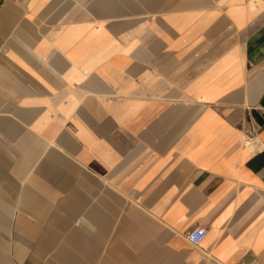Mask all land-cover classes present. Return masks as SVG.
Masks as SVG:
<instances>
[{"label":"crops","instance_id":"1","mask_svg":"<svg viewBox=\"0 0 264 264\" xmlns=\"http://www.w3.org/2000/svg\"><path fill=\"white\" fill-rule=\"evenodd\" d=\"M255 260L264 0H0V264Z\"/></svg>","mask_w":264,"mask_h":264},{"label":"built area","instance_id":"2","mask_svg":"<svg viewBox=\"0 0 264 264\" xmlns=\"http://www.w3.org/2000/svg\"><path fill=\"white\" fill-rule=\"evenodd\" d=\"M206 233H207L206 228L202 226H195L192 230H190L186 234V239L192 246L196 247L200 245V243L203 241V239L206 236ZM248 264H262V263L255 260Z\"/></svg>","mask_w":264,"mask_h":264}]
</instances>
